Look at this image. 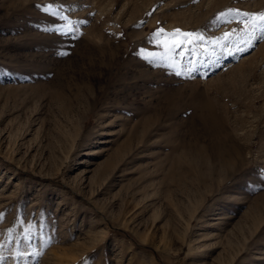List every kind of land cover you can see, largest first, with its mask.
<instances>
[{
  "label": "rangeland",
  "instance_id": "rangeland-1",
  "mask_svg": "<svg viewBox=\"0 0 264 264\" xmlns=\"http://www.w3.org/2000/svg\"><path fill=\"white\" fill-rule=\"evenodd\" d=\"M229 9L264 0H0V264H264V39Z\"/></svg>",
  "mask_w": 264,
  "mask_h": 264
},
{
  "label": "snow or ice",
  "instance_id": "snow-or-ice-1",
  "mask_svg": "<svg viewBox=\"0 0 264 264\" xmlns=\"http://www.w3.org/2000/svg\"><path fill=\"white\" fill-rule=\"evenodd\" d=\"M235 14V16L243 17L244 23V32L245 35L249 38L246 43L251 44V41L254 39H264V12L257 13H248L241 12L240 10L229 9L227 13H220L221 17L231 16ZM151 15V13H149ZM161 34H165V30L161 27L157 30V32L153 33L152 40H157ZM170 36V38L174 41L171 47L168 48V51L171 52L175 48L180 47L183 43H192L194 40H202L203 37L198 33L192 32H183L181 29H174L172 33L166 34ZM225 38H229L230 34L225 33ZM151 42V41H150ZM152 60L157 59L156 57H152ZM159 59L164 60L165 57H160ZM168 60H171V57H167ZM168 67L171 68L176 75H182V70H177L175 61H172L168 64Z\"/></svg>",
  "mask_w": 264,
  "mask_h": 264
},
{
  "label": "bare ground",
  "instance_id": "bare-ground-1",
  "mask_svg": "<svg viewBox=\"0 0 264 264\" xmlns=\"http://www.w3.org/2000/svg\"><path fill=\"white\" fill-rule=\"evenodd\" d=\"M216 151V150H215ZM213 152V151H212ZM203 156V155H202ZM199 157H201V156H199ZM205 156H203V158H204ZM202 158V157H201ZM198 159H200V158H198ZM205 159L206 158H204V162H205ZM214 159V158H213ZM222 159H223V157H222ZM207 160V159H206ZM221 160V159H220ZM211 160H209V165H207V162L206 163H203V160H202V164H203V166H204V168L206 169H208V173H209V176H212L213 174H214V172H215V169H216V166L214 165V164H212L211 162H210ZM222 161V160H221ZM224 161H226V160H224ZM226 163V162H225ZM227 164V163H226ZM200 165V164H199ZM201 166V165H200ZM202 169H201V171L203 170V167H201ZM205 171L206 170H204V173H205ZM200 173V172H199ZM201 175V174H200ZM200 178H201V176H199ZM205 178L204 177H202L200 180H204Z\"/></svg>",
  "mask_w": 264,
  "mask_h": 264
}]
</instances>
